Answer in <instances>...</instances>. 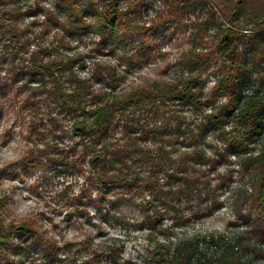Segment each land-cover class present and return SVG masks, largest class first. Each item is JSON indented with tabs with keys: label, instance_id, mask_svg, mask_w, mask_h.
I'll return each mask as SVG.
<instances>
[{
	"label": "rangeland",
	"instance_id": "374dc122",
	"mask_svg": "<svg viewBox=\"0 0 264 264\" xmlns=\"http://www.w3.org/2000/svg\"><path fill=\"white\" fill-rule=\"evenodd\" d=\"M89 1L101 8V0ZM121 1V8H127L130 0ZM169 1L177 0H153L139 18L127 19L146 28L155 10L162 16L170 12L166 26L154 36L147 35L150 41L140 45V33L133 42L115 41L109 48L92 28L79 30L67 19L61 3L64 0H0V264H105L93 258L92 252L111 241L132 264H158L156 245L170 233L212 232L228 238L239 233L244 242L251 238L249 225L241 215L254 202L251 175L244 173L240 159L231 154L226 161L220 158L209 174L212 185L219 181L215 175L218 170L226 180L210 193L213 206L209 211L195 214L197 206H204L200 199L181 198L173 202L174 210L163 214L161 224L153 231L142 220L143 199L132 189L119 205L106 206L104 214L98 213L92 201L84 202L87 188L92 195L96 190L88 185L86 157L80 147L73 153L71 150L78 137L72 132L73 115L62 98V93L69 92L67 67L92 78L93 86L103 92L114 84L118 96L137 88L167 86L184 77L188 51L208 49L214 30L210 27L201 43H194L195 29L190 21L205 15L208 6L188 12L169 11ZM216 16L225 19L220 12ZM85 22L93 25L96 20L87 16ZM243 49L238 48L240 54ZM202 61L198 68L206 81L201 108L195 109L188 102L169 107L191 126L204 121L206 127L198 143L210 153L215 145L225 146L221 127L238 132L241 126L232 118L217 126L207 116L225 97H211L218 62ZM102 67H109L110 73L99 77L96 73ZM260 67L264 74V59ZM244 93L264 99V80L246 83ZM119 134L117 129L114 136ZM169 139L167 147L173 156L190 151L180 138ZM261 142L251 153L257 152ZM150 143L147 146L151 147ZM198 167L203 168L195 165V169ZM31 241L37 244L27 249ZM262 255L257 257L260 263H264Z\"/></svg>",
	"mask_w": 264,
	"mask_h": 264
},
{
	"label": "trees",
	"instance_id": "16d2710c",
	"mask_svg": "<svg viewBox=\"0 0 264 264\" xmlns=\"http://www.w3.org/2000/svg\"><path fill=\"white\" fill-rule=\"evenodd\" d=\"M101 1V8L89 0L61 3L68 20L76 23L79 30L92 28L109 48L114 47L115 41L133 42L140 33V45L150 41L147 35L154 36L160 27L166 26L170 14L162 16L161 11L155 10L149 26L144 28L127 19L139 18L140 12L145 6L151 7L153 0H130L125 9L121 8V0ZM166 5L169 11L173 8L179 12L209 8L205 15L190 22L195 29L194 43H201L211 27L212 44L201 53L188 51L184 77L167 86L137 88L118 96L114 84L103 92L93 86L92 78L80 76L72 66L67 67L69 92L62 93V98L73 115L72 132L78 137L75 140L78 143L71 150L73 153L80 147L86 157L88 185L96 190L92 195L87 188L84 202L92 201L98 213L104 214L106 206L119 205L132 189L143 199L145 217L142 220L153 231L161 224L162 215L174 210L173 202L181 198L200 199L204 206H197L195 214L209 211L213 206L209 202L210 193L226 181L225 174L218 170L215 175L219 181L212 185L209 174L216 169L220 158L226 161L230 154L234 155L240 159L244 173L251 175L254 202L241 213L249 225L251 238L244 242L239 233L232 238L212 232L193 231L180 236L170 233L157 243L156 260L158 264H264L257 260L263 254L264 261V99L244 93L246 83L264 80L260 67L264 59V0H177ZM217 12L225 17L224 21L217 18ZM87 16L94 17L96 23H86ZM242 23L249 27H243ZM241 46L243 54L238 50ZM203 59L218 62L211 97H225L222 103L211 105L207 116L217 126L229 118L241 126L238 132L221 127L225 146L215 145L210 153L198 143L206 127L204 121L191 126L190 121L170 108L180 102L201 108L206 79L201 77L198 66ZM104 72L110 73V68L102 67L96 74L100 77ZM111 74L115 77L114 72ZM117 129L120 134L114 136ZM170 136L180 138L190 146V151L173 156L167 147ZM260 140L257 152L251 153ZM195 165L203 168L195 169ZM36 244L37 241L27 243V249ZM92 254L105 264H132L130 259L122 257L120 247L112 241L96 247Z\"/></svg>",
	"mask_w": 264,
	"mask_h": 264
}]
</instances>
